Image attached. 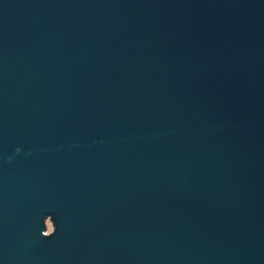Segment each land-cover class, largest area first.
I'll list each match as a JSON object with an SVG mask.
<instances>
[{"label":"water","instance_id":"obj_1","mask_svg":"<svg viewBox=\"0 0 264 264\" xmlns=\"http://www.w3.org/2000/svg\"><path fill=\"white\" fill-rule=\"evenodd\" d=\"M0 264H264V0H0Z\"/></svg>","mask_w":264,"mask_h":264},{"label":"rangeland","instance_id":"obj_2","mask_svg":"<svg viewBox=\"0 0 264 264\" xmlns=\"http://www.w3.org/2000/svg\"><path fill=\"white\" fill-rule=\"evenodd\" d=\"M47 227H48V230H53V224L50 220L47 221ZM48 232V231H47ZM49 233V232H48Z\"/></svg>","mask_w":264,"mask_h":264},{"label":"clouds","instance_id":"obj_3","mask_svg":"<svg viewBox=\"0 0 264 264\" xmlns=\"http://www.w3.org/2000/svg\"><path fill=\"white\" fill-rule=\"evenodd\" d=\"M51 231H52V230H50V231L48 230L49 233H51ZM41 236L47 238V237H51V236H53V235H47V234L41 232Z\"/></svg>","mask_w":264,"mask_h":264}]
</instances>
